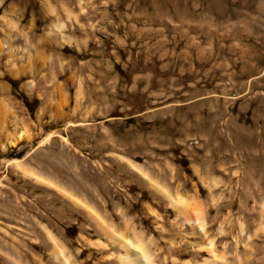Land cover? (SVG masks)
Here are the masks:
<instances>
[{
	"label": "rangeland",
	"instance_id": "rangeland-1",
	"mask_svg": "<svg viewBox=\"0 0 264 264\" xmlns=\"http://www.w3.org/2000/svg\"><path fill=\"white\" fill-rule=\"evenodd\" d=\"M106 231L264 264V0H0V264H122Z\"/></svg>",
	"mask_w": 264,
	"mask_h": 264
},
{
	"label": "bare ground",
	"instance_id": "bare-ground-1",
	"mask_svg": "<svg viewBox=\"0 0 264 264\" xmlns=\"http://www.w3.org/2000/svg\"><path fill=\"white\" fill-rule=\"evenodd\" d=\"M185 199L179 198L178 201L175 202L176 205L181 210V213H184V205H186ZM201 210H196L195 214L191 216H185V220L187 223L199 224L200 228L205 229L206 222L203 213ZM106 235L109 236V239L121 247L124 251V255L120 256V262L122 264H156L154 261V257L150 254L147 246L140 240H137V243H133L125 236L113 234L110 231H106ZM181 251V250H180ZM133 252V253H131ZM184 256V254H182Z\"/></svg>",
	"mask_w": 264,
	"mask_h": 264
}]
</instances>
